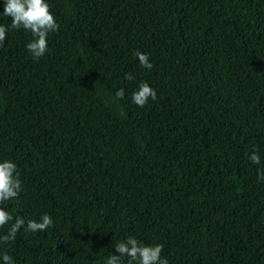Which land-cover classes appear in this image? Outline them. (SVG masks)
Here are the masks:
<instances>
[{
  "label": "trees",
  "instance_id": "16d2710c",
  "mask_svg": "<svg viewBox=\"0 0 264 264\" xmlns=\"http://www.w3.org/2000/svg\"><path fill=\"white\" fill-rule=\"evenodd\" d=\"M47 2L60 27L44 57L24 30L0 46V161L23 188L4 207L53 226L0 255L105 264L133 236L169 264H264V0ZM141 82L157 93L143 108Z\"/></svg>",
  "mask_w": 264,
  "mask_h": 264
},
{
  "label": "clouds",
  "instance_id": "9594fccd",
  "mask_svg": "<svg viewBox=\"0 0 264 264\" xmlns=\"http://www.w3.org/2000/svg\"><path fill=\"white\" fill-rule=\"evenodd\" d=\"M3 16L10 18V24H0V46L3 45L9 31L24 30L31 34L32 39L26 48L35 61L44 57L48 51V36L59 31L60 25L50 10L47 0H3ZM140 66L152 69L149 55L137 50L134 53ZM126 80H133L131 74H125ZM115 96L123 99L125 90L121 88L116 91ZM155 89L146 82H141L138 89L132 93L131 101L138 107L143 108L151 101H156ZM248 159L256 165H260L261 157L257 149L253 148L251 154L245 153ZM258 180L264 181V169L258 170ZM22 181L16 163L11 160L0 161V229L8 227L6 234H0V244H8L13 241L23 227L24 231L37 233L44 232L53 226V220L47 213L43 214L39 221L29 220L25 226L22 217L13 215L4 207L6 202L18 200L22 192ZM163 245H145L133 236L118 241L115 252L105 260V264H169L167 258L162 257ZM3 264H13V257L4 253L0 255Z\"/></svg>",
  "mask_w": 264,
  "mask_h": 264
}]
</instances>
